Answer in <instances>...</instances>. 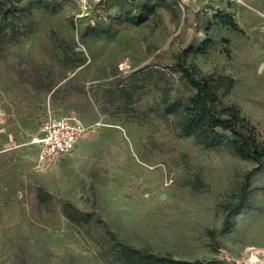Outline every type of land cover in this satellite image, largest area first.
I'll use <instances>...</instances> for the list:
<instances>
[{"label": "rangeland", "instance_id": "1", "mask_svg": "<svg viewBox=\"0 0 264 264\" xmlns=\"http://www.w3.org/2000/svg\"><path fill=\"white\" fill-rule=\"evenodd\" d=\"M56 1L0 17V264H124L97 218L120 241L160 255L264 264V166L185 136L181 113L165 110L195 93L176 55L211 38L188 63L232 77L223 100L264 134V0H178L139 26L101 11L95 23L111 29L101 35L82 34L89 20L73 0ZM71 114L87 132L70 155L39 164L32 138L48 118ZM242 193L249 208L222 232ZM66 202L90 221H70Z\"/></svg>", "mask_w": 264, "mask_h": 264}, {"label": "trees", "instance_id": "2", "mask_svg": "<svg viewBox=\"0 0 264 264\" xmlns=\"http://www.w3.org/2000/svg\"><path fill=\"white\" fill-rule=\"evenodd\" d=\"M178 0H99L96 7L101 11L116 9L114 20L122 24L139 26L144 24L151 15L158 14L157 8L168 11L174 10ZM35 6L50 8L58 7L56 0H0V17L25 12ZM216 19L224 25L237 28L234 18L230 15H217ZM97 21V20H96ZM109 28H101L99 23H86L82 29L84 35L109 34ZM212 45V39H206L199 47L188 45L176 55L174 66L181 78L195 91L194 95L183 101L174 99L167 103L165 110L169 114L181 113L178 127L185 136L194 137L200 143L209 147L230 146L242 159L253 161L257 167L264 166V134L257 124L246 117L241 109L234 104H227L223 100L231 88L234 80L229 75L215 73L204 74L195 63H188L191 54L206 53ZM246 184L243 187L245 191ZM44 190L40 193L43 201L47 200ZM249 208L244 193L238 203L229 209L223 221L222 232L230 230L233 224L229 218L239 208ZM66 217L74 223H88L91 214L84 212L71 202L64 206ZM106 227L112 248L124 264H211L175 259L172 256L160 255L148 250L137 248L120 241L116 234L108 228L101 218L96 219ZM215 237L214 231L210 232Z\"/></svg>", "mask_w": 264, "mask_h": 264}, {"label": "built area", "instance_id": "3", "mask_svg": "<svg viewBox=\"0 0 264 264\" xmlns=\"http://www.w3.org/2000/svg\"><path fill=\"white\" fill-rule=\"evenodd\" d=\"M79 7L81 17L88 18V22L95 24L94 16L101 10L93 5L91 0H73ZM99 1V0H98ZM130 60L126 58L119 63L120 70H127ZM86 124L75 114L68 116L50 117L39 128L32 138V143L39 147V164L49 165L70 155L76 148L79 140L87 132Z\"/></svg>", "mask_w": 264, "mask_h": 264}, {"label": "bare ground", "instance_id": "4", "mask_svg": "<svg viewBox=\"0 0 264 264\" xmlns=\"http://www.w3.org/2000/svg\"><path fill=\"white\" fill-rule=\"evenodd\" d=\"M118 128H119V127H118ZM121 130H122V129H121ZM253 262L256 263V264L258 263V262H255V259H254V258H253ZM254 263H253V264H254Z\"/></svg>", "mask_w": 264, "mask_h": 264}, {"label": "crops", "instance_id": "5", "mask_svg": "<svg viewBox=\"0 0 264 264\" xmlns=\"http://www.w3.org/2000/svg\"><path fill=\"white\" fill-rule=\"evenodd\" d=\"M37 133H38V132H37ZM81 139H82V138H81ZM81 139H80V140H81ZM80 140H79V142H80ZM79 142H78V143H79ZM77 145H78V144H77ZM77 145H76V147H77Z\"/></svg>", "mask_w": 264, "mask_h": 264}]
</instances>
